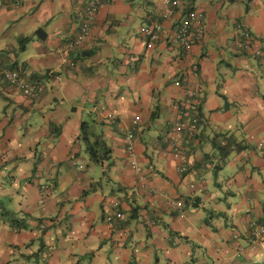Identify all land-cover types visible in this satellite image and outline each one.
Wrapping results in <instances>:
<instances>
[{
  "label": "crops",
  "instance_id": "obj_1",
  "mask_svg": "<svg viewBox=\"0 0 264 264\" xmlns=\"http://www.w3.org/2000/svg\"><path fill=\"white\" fill-rule=\"evenodd\" d=\"M167 1L101 0L62 48L86 0H0V264H264L249 230L264 223V0H186L201 14L188 50L173 42L184 6ZM198 104L194 132L174 131ZM133 116L141 181L125 151ZM81 124L105 144L98 163ZM216 132L243 148L212 171Z\"/></svg>",
  "mask_w": 264,
  "mask_h": 264
},
{
  "label": "built area",
  "instance_id": "obj_2",
  "mask_svg": "<svg viewBox=\"0 0 264 264\" xmlns=\"http://www.w3.org/2000/svg\"><path fill=\"white\" fill-rule=\"evenodd\" d=\"M180 0H168V5L170 7V11L173 10L175 7L179 5ZM101 0H86V3L84 5V9L82 12V18L80 21V26L78 30V34L72 38L69 41L65 42V45L62 46V48H69L73 45H78L81 43V41L84 39V37L88 34L89 28L91 23L93 22V19L98 11V8L100 6ZM201 14L196 10H191L187 15L181 18L179 25L174 28L173 33V42L177 43L178 45H183L184 48L191 47V27L194 26V24H199ZM160 29L159 24H152L142 29V31L149 35L150 39L154 37V32ZM200 31V28H198ZM240 37L242 40L244 39V44H252V36L249 35L248 32L244 31L240 33ZM197 38V37H196ZM242 40H239L237 42V46H240L242 44ZM243 45V44H242ZM247 46V48L251 46ZM253 53L260 54V49L258 47H254L252 49ZM3 78L8 82V84L17 89L21 95H23L26 98L32 99L36 98L41 91L40 86L34 85L29 83L22 75L19 73L18 70L12 69V70H4ZM139 122L138 116H133L129 125L127 126L125 135H124V142H125V151L129 154V166L131 169L137 174L138 180H142L143 177L141 176L140 167L136 165L135 160L133 159V141H134V130L136 128V125ZM196 128V118L192 117L186 122H178L173 126V130L176 132L181 131L182 129H186L188 134H192ZM173 157H177V153L173 152ZM72 164L74 162L72 161ZM77 167H82V164H78ZM180 171L184 170V166H181L179 168ZM178 205V204H177ZM108 217L107 219H109ZM249 230H250V238L251 241L254 243L258 240L264 239V223L260 224L255 221L249 222Z\"/></svg>",
  "mask_w": 264,
  "mask_h": 264
},
{
  "label": "trees",
  "instance_id": "obj_3",
  "mask_svg": "<svg viewBox=\"0 0 264 264\" xmlns=\"http://www.w3.org/2000/svg\"><path fill=\"white\" fill-rule=\"evenodd\" d=\"M180 5H183L184 9L182 11L181 17L178 19V21L175 24L176 26L179 25L181 18L187 15L192 10L190 7V3H188L186 0H180L179 6ZM190 37H191V42H192L191 32H190ZM28 39H29L28 37H23L19 39V42L22 45L26 41H28ZM240 40H242L241 37H240ZM243 41L244 39L242 40L243 45L242 44L240 46L236 45L238 47L237 49L240 50L242 53L246 52L248 49L247 46L250 45L248 43L244 44ZM178 46H180L184 50H188L190 48V47L184 48L183 45H180V44ZM253 55H258V54L253 53ZM188 113L190 114V119L192 117L196 118V125H197L198 120L200 119V105L198 104L196 108L188 109ZM151 118H153V114L151 115ZM86 128L87 126H84L81 124V133L83 135V139L86 142L85 151L90 161L98 163L99 161L103 159V157L107 156L105 144L98 136L95 137L93 141H89V137H91V134H88ZM209 143H210L211 150L208 153L203 154L202 158H206L207 161H209L210 163H213L212 171L220 170L222 166L225 165V163L228 160L229 155L232 152L243 148V145L241 144V142L237 141L231 133L227 134L224 132H221V133L216 132L211 136Z\"/></svg>",
  "mask_w": 264,
  "mask_h": 264
},
{
  "label": "rangeland",
  "instance_id": "obj_4",
  "mask_svg": "<svg viewBox=\"0 0 264 264\" xmlns=\"http://www.w3.org/2000/svg\"><path fill=\"white\" fill-rule=\"evenodd\" d=\"M90 140H93V138L91 137V138H89V141ZM98 153H99V151H98ZM128 159H129V157H128ZM87 163H89L88 161H87ZM92 168H96V170H98L97 169V167L95 166V164H93V167ZM96 173H97V176L96 177H98V175L101 177V179L102 180H104V176L103 175H101V173H99V171H96ZM104 174V173H103ZM100 179V180H101ZM209 179L211 180V178L209 177ZM207 186H206V188L208 189V190H214L215 188H214V186L212 185V180L211 181H209L207 184H206ZM220 195H221V192H220ZM227 198V197H226ZM228 199H229V197H228Z\"/></svg>",
  "mask_w": 264,
  "mask_h": 264
}]
</instances>
